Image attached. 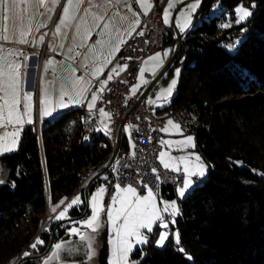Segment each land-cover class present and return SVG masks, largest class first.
Masks as SVG:
<instances>
[{"label":"trees","instance_id":"16d2710c","mask_svg":"<svg viewBox=\"0 0 264 264\" xmlns=\"http://www.w3.org/2000/svg\"><path fill=\"white\" fill-rule=\"evenodd\" d=\"M217 1L222 11L209 16ZM239 4L251 8V16L238 27H221ZM235 28L244 37L229 52L224 44ZM176 64L183 68L175 93L159 110L185 107L200 119L196 145L210 171L179 200L181 212L170 233L179 232L180 244L170 235L163 247L156 246V230L132 257L137 264H264V0H202L166 74ZM81 116L77 106L46 120L43 147L35 125H26L18 150L0 156L8 171L0 185V264L17 262L25 251L31 255L21 264H39L32 256L47 250L54 231L55 242L77 237L67 232L73 222L59 226L65 217L48 215V203L68 198L67 204L77 194L85 202V191H76L81 178L94 167L102 171L114 150L103 130L85 139ZM128 147L123 133L120 152ZM113 172L98 178L89 194L97 184L113 181ZM85 210L82 203L66 215L86 217ZM38 238L43 243L32 249Z\"/></svg>","mask_w":264,"mask_h":264},{"label":"snow or ice","instance_id":"6c2138e0","mask_svg":"<svg viewBox=\"0 0 264 264\" xmlns=\"http://www.w3.org/2000/svg\"><path fill=\"white\" fill-rule=\"evenodd\" d=\"M200 0H195L193 3L184 5V9L181 10L182 17H188L183 23L177 20V27L180 32L185 31V25H190V17L196 11ZM36 5V12L39 15H45L46 12L55 11V6L61 5V0H0V42H15L18 44H29L30 41L27 38L29 35L35 32H39L42 28L46 27V24H36L35 28L32 27L33 16L30 13L32 4ZM132 3L140 5L143 10V14L147 15L148 11L153 6L149 0H65L61 5L62 13L59 22L56 24L55 31L52 33L53 37L61 36L62 38H68L69 43L61 42L58 45L59 49H66L64 55L69 61H76L77 57H81V53L76 51L78 47H84L94 30L96 35L100 39L96 40L94 44L88 46V53L83 55L80 61V68L84 69L91 76H96L100 72V67L96 66V62L99 57L96 55L95 49L97 46H104L110 43V40L104 39L105 35L112 36L113 30L116 34H119L118 22H123L128 19L126 15H122L119 11H113L109 16L108 9L114 8L118 4H123L128 8L129 12H132L135 19L131 22V30L134 31L135 27L140 24L139 13L133 11ZM177 3L184 4V0H168V5L163 12V20L165 24H169L170 9H172ZM86 5V6H85ZM255 7V3L251 4V8ZM44 9L45 11H40ZM251 10L243 6H238L235 9V23L240 24L251 16ZM27 17L28 25L16 31L18 28V22H22ZM51 19V16L48 17ZM89 19L91 22H89ZM231 25L225 23L221 25L223 28H229ZM65 29H72L71 36ZM243 31V29H242ZM48 33H44L39 36L38 40L33 39L31 43L33 45L42 44L45 40V36ZM143 35V33H139ZM79 41V43H77ZM4 43H0V155L10 153L18 150V144L21 138V133L26 125L34 123L32 119V112L34 107L38 109L41 119L46 117H55L59 111L63 108H67L70 104L83 105L87 100V107L91 110L95 108V102L99 98L98 93L102 92L108 81L113 79V74H119V71H123L124 68L117 65L113 67L108 75L107 79L100 80L95 91H92L91 81L86 76H75L76 68L71 67V88L61 82L58 86L55 80H46L41 88L38 102L34 101V92L27 88V61L28 56L24 55L19 49H6ZM232 47V46H229ZM51 51L55 52L57 47H53L49 44ZM118 49V45L116 46ZM114 49V50H116ZM23 56V61L10 59L11 56ZM163 55L166 57L168 52L165 51ZM160 53H156L154 57H149L150 60H160ZM131 59V57H129ZM162 63V61H160ZM54 60L46 61L44 70L48 71L50 66L56 64ZM111 63L110 60L105 59L103 64L107 65ZM126 67V66H125ZM53 71H55L53 69ZM143 72V69L141 70ZM177 75L179 69H177ZM58 78V77H57ZM144 84L148 81L144 80ZM177 80L173 79L167 89H162L161 92L165 95L172 93L173 87L176 85ZM138 86L132 88L133 94L136 93ZM91 94L90 99H87L85 93ZM67 97V99H65ZM160 96H158V99ZM149 103L154 101L149 100ZM99 113L102 117L110 118L111 114L105 112L103 108H100ZM167 125L172 126L178 132L181 131L180 125L169 119ZM167 125L161 129V131L168 132ZM10 129V130H8ZM127 131V129H125ZM88 139V137H85ZM131 142V141H130ZM161 145H172L180 149L195 148V138L193 136H187L182 141H160ZM134 148L135 145L132 144ZM167 156V159L165 157ZM194 156V161L190 157ZM164 169L180 172V168L176 163H182L183 168V181L177 188L179 198H184L186 193L194 186L195 181L192 177L203 178L206 175V165L203 164L201 157L195 153H189L187 156L172 157L170 154L161 151L159 157ZM115 171V169H114ZM153 174H156V188H159L160 176L157 174V169L154 167L151 169ZM108 178L105 177V180ZM4 183L0 180V184ZM146 191V194L141 195L138 188L133 183L122 185L117 183L115 185V193L111 194V203L107 206V210L102 202V196L108 192V188L101 186L91 194V215L82 219L74 221V224L81 227H71L68 229L69 235L79 236L80 241L86 245L85 255L89 261L96 255V249L94 244L97 239L99 230L105 223L101 219V215L107 218V223L112 229L111 238L108 243L111 245V260L109 264H129V254L133 251L135 245L148 244L149 237L147 233H152L154 225L164 229L159 232L158 238L155 241L156 246L163 247L166 240L170 235L175 236V243L180 244L179 232L170 233L167 231L169 223L175 224V217L179 214V208L177 207V201H161L163 207H158L157 199L158 192L154 191L147 183L140 179L136 181ZM14 186V185H13ZM68 198L62 199L58 204L51 207L52 213H57L56 220H61L65 217L69 209L74 206L85 203L81 200L80 196H76L71 199L70 202L65 204ZM64 205L63 208L61 206ZM118 205V207H114ZM60 209L59 212L57 210ZM163 213H167L166 219ZM86 227L90 229V232H82L81 228ZM146 230V231H142ZM43 241L39 238L30 247L35 249L38 244H42ZM63 247V243H56L54 248L56 251L52 253L49 259H59V250ZM179 251L185 254L188 260H192L193 257L186 253L183 247L179 248ZM29 252L23 253L24 257H28ZM10 264H16L15 261H11ZM47 264V262H45ZM131 264H137V262H131Z\"/></svg>","mask_w":264,"mask_h":264},{"label":"built area","instance_id":"2783aa9c","mask_svg":"<svg viewBox=\"0 0 264 264\" xmlns=\"http://www.w3.org/2000/svg\"><path fill=\"white\" fill-rule=\"evenodd\" d=\"M167 2L168 0H152L153 6L147 15L138 11L141 21L140 27L128 38L120 51V57L126 64L125 70L118 75H113V79L108 81L96 108L88 110L85 105H80V108H83L81 118H88L90 121V130H87V137L90 133L96 131L98 110L100 108L111 114L108 134L111 135L114 145L117 142L121 125L123 124L124 132L126 127L128 128L129 147L119 154L113 165L115 179L118 183L122 185L133 183L140 194L144 195L146 191L136 183V181L143 179L154 191L158 192L157 199H164L173 194L179 203L177 188L182 184L184 176L181 171L175 172L164 169L160 159H158L162 149L160 141L164 136L161 129H163L167 119H173L181 125L185 133L195 134L194 120L199 119L190 110L186 115H179L178 110L167 107L163 113H159L157 108L146 99L138 103L144 89L137 95H130L131 87L138 78L144 60L162 48L170 35L176 39V36L172 33V28L163 21V8ZM141 32L143 35H139ZM26 50L39 52L41 62L52 55L45 48L26 47ZM102 79H107V73H104L100 78L92 79V90L98 86L99 81ZM41 124L43 123L37 119L35 124L37 130ZM132 144L135 145L134 148ZM154 167L160 176L159 188H156V174L151 171ZM99 172L101 171H98L96 167L92 168L91 171H87L83 175L81 189L76 191H89L88 183ZM104 176L105 174H101L99 177ZM192 179L195 182L203 181L202 178L198 179L197 177H192Z\"/></svg>","mask_w":264,"mask_h":264},{"label":"crops","instance_id":"0c3cea01","mask_svg":"<svg viewBox=\"0 0 264 264\" xmlns=\"http://www.w3.org/2000/svg\"><path fill=\"white\" fill-rule=\"evenodd\" d=\"M65 2V0H61V5ZM129 2H131V0H129ZM149 2L152 4V0H149ZM185 3V2H184ZM61 5H57L55 6V11L52 12H46L45 15H39L36 12V5L33 3L32 7L30 8V13L33 16L32 19V27L33 29L35 28L36 24H46L47 26L42 28L39 32H35L33 31V33L31 35H29L27 38L29 39L30 43L29 44H18L15 42H0V43H4V47L6 49H19L20 51H22L24 54H27L26 56L29 57L28 59V68H27V88L30 91L34 92V101L38 102V97L41 91V88L43 87L42 85V78H41V82H40V87L38 86V70L41 67H43L46 63V61L48 60H54L57 63L52 65L55 67V73L53 72V69L50 68L47 71V75L50 76L49 78H51L52 80H55L56 85L58 86L61 82H63L64 84L68 85V82L72 79V74H71V67H74L77 69L75 76H86L88 80L91 81V88H92V79L95 78H100L104 73H109V71L113 68L116 67L117 65H119L120 67H123L125 70V66L126 64L124 63V61L121 59L120 57V51L122 49V46L124 45V43L128 40V38L136 31L139 29L140 24L138 26L135 27V30L132 31L131 30V22L133 19H135V17H133L132 12L128 11V8L125 7L123 4H118L116 5L114 8H109L108 9V15L111 16L113 11H119L122 15H126L128 17L127 20L123 21V22H118L117 23V27L119 28V34L117 35L115 30H113V34L111 37H109L108 35H105L104 39L106 41L110 40V43L105 44L104 46H97L95 49L96 55L99 57L98 61L96 62V66L100 67V72H98L96 74V76H91L89 73H87L84 69L80 68V61L83 58V55L88 53V46L92 45L95 43L96 40L100 39V37L98 35H96V31L94 30L90 36V39L87 41V43L85 44L84 47H78L76 49V51H79L82 55L81 57H77L76 61H69L66 56L64 55V52L66 51V49H59L58 45L63 42L65 43V45H67L69 43V39L68 38H62L61 36H56L53 37L52 33L55 31V27L56 24L59 22L61 13H62V7ZM168 2L166 3V5L163 8V12L165 7H167ZM184 4H180L177 3L172 9H170V18L171 15L172 19L170 21L169 19V24H166L167 26H170L172 28V33L176 36V29L178 30V32L181 34L182 36V41L184 39V36L186 34V32L188 31V29L191 27L192 23H190V25L186 24L185 25V31L184 32H180L179 28L176 26L177 25V20L179 19L181 23H183V18L179 17L178 15H180V11L181 8ZM86 6V5H85ZM132 9L135 12L141 11L143 13V10L140 8L139 4L136 3H132ZM40 11H45L44 9H40ZM51 16V19L49 20L48 17ZM140 19V18H139ZM164 21V20H163ZM89 22L90 19H89ZM29 21L27 19V17H25V19L22 22H18V28H16V31H19L23 28H25L28 25ZM141 23V21H140ZM50 31V32H49ZM65 31L69 32V37L71 36L72 33V29H65ZM44 33H48L47 36H45V40L42 44L39 45H33L31 43V41L35 38L38 40L39 36L44 34ZM52 44L53 47H57V50L55 52L51 51L49 48V44ZM77 43H79V41H77ZM118 45V49H116V46ZM26 47H36L37 49H43L45 48L47 51L51 52L52 55L48 58L45 59L41 62V55L39 52H30L28 50H26ZM177 47V39H175L174 36H170L167 38L166 42L164 43L163 47L160 48L158 51H156L155 53L151 54L150 56H148L145 60L144 63L141 67V70L143 69V72L140 70V73L138 75V78L141 74H143V81L147 80L148 83L144 84L142 83L141 86L137 89L136 93L133 94L132 92V88L136 85L137 80L134 82V84L131 87V91H130V95L134 96L137 95L138 93H140L143 90V93L145 92V90L149 87V85L152 83V81L156 78V75L159 74L163 67L166 65V63L170 60V58L172 57V55L174 54L175 50ZM116 49V50H114ZM160 51H162V58L157 61V60H150L149 57L155 55L156 53H159ZM167 51L168 55L165 57L163 55V53ZM10 59H15V60H19L21 61L23 59V56H11L9 57ZM110 60L111 63L104 65L103 62L104 60ZM162 61V63L160 62ZM38 69V70H37ZM123 70V71H124ZM145 71V72H144ZM122 71H119V73H121ZM167 72V71H166ZM166 72L164 73L163 76L166 75ZM115 75V73L113 74ZM163 76L158 80V82L156 83V85L153 87V89L151 90V92H153L154 88L159 84L160 80L163 78ZM58 77V78H57ZM151 77V78H150ZM105 80V79H102ZM95 89H93L92 91H95ZM150 92V93H151ZM142 93V94H143ZM149 93V94H150ZM148 94V96H149ZM102 92L98 93L99 98L97 99V101L95 102V108L97 107V104L99 102V99L101 98ZM85 96L87 97V99H90L91 94L89 93H85ZM148 96L146 97V100L148 98ZM67 99V97L65 98ZM148 101V100H147ZM85 105L86 109L90 110L87 107V100L85 101V103L83 104ZM80 106V104H70L67 108H63L59 111L60 112H65L68 111L74 107ZM165 107V106H164ZM164 107H158V109H162ZM94 109V108H93ZM105 110V109H104ZM105 112H108L107 110H105ZM59 113L54 117L56 118ZM109 113V112H108ZM53 117H46L42 120L46 121V120H51L54 119ZM32 119L34 120V123L36 122L37 119H41L40 115H39V111L37 108L34 107L33 112H32ZM105 124L102 123V116L100 115L99 111H98V119H97V128L96 131H105L107 132L109 129V118L105 117ZM169 119L166 120L164 127L167 125V121ZM173 120V119H171ZM175 123H178L177 121L173 120ZM179 124V123H178ZM42 125V124H41ZM105 126V127H104ZM167 138V134H164L163 140H166ZM166 145H164L162 147V150H164ZM105 183V182H102ZM117 183H115L114 181H111L110 183H105L106 188H108V192L105 193L104 195H110L113 193V191L115 190V185ZM78 195V194H77ZM76 195V196H77ZM180 200V199H179ZM56 214V213H55ZM68 218L67 215H65V219Z\"/></svg>","mask_w":264,"mask_h":264},{"label":"rangeland","instance_id":"374dc122","mask_svg":"<svg viewBox=\"0 0 264 264\" xmlns=\"http://www.w3.org/2000/svg\"><path fill=\"white\" fill-rule=\"evenodd\" d=\"M184 5L185 4H188V3H193L195 2V0H184ZM201 3H202V0H200L199 4H198V7L196 8V11L191 15L190 17V23H192L196 16H197V13L199 11V8L201 6ZM184 5L182 6L181 10L184 9ZM238 6H243L245 8H249L247 7L246 5L244 4H239ZM237 6V7H238ZM236 7V8H237ZM235 8V9H236ZM235 9H234V13L232 14H228V17L222 22L221 25L225 24V23H229L231 26L229 28H232V27H238L240 24H236L235 23V19H236V16H235ZM251 10V8H249ZM222 11V5L220 4L219 1H217L209 16H213V15H216V14H219L220 12ZM252 12V10H251ZM172 16L173 14L171 15V18H170V21L172 19ZM179 17L183 18V21H185V19H188V17H182L181 16V11H180V15H178ZM249 17L246 18V20L248 19ZM245 20V21H246ZM244 22V21H243ZM242 22V23H243ZM234 33L235 35L227 42L224 44V46L226 47V49L229 51V52H235V50L237 49L238 45L240 44V42L242 41L243 37H244V31H241L237 28L234 29ZM183 42V41H182ZM229 46H232V47H229ZM161 54L160 56V59L162 58V51L159 52ZM24 55H27V54H24ZM155 55L151 56V57H154ZM23 61V59L21 60ZM154 61V60H152ZM27 64H28V61H27ZM167 64V63H166ZM52 69L55 70V67L54 66H51ZM164 68V67H163ZM182 68H183V64H176L173 66L172 70L170 72H168L164 78H162L159 82V84L154 88L153 92H151L147 98L148 102L149 100H152L154 101V103H151L153 105H155L157 108L158 107H164V106H167L168 104L171 103L172 101V98H173V95L175 93V88H176V85L178 84L179 82V79H180V75H181V71H182ZM177 69H179V74L177 75ZM38 70V69H37ZM55 73V71H53ZM145 72V71H144ZM158 75V74H157ZM156 75V77H157ZM50 76L47 75V71L44 70V66L39 68L38 70V86L40 85V82H41V78H42V85H44V82L46 80H52L51 78H49ZM173 79H176L177 80V83L176 85L173 87V90H172V93L170 95H167L166 98H165V95L166 94H163L161 92L162 89H167L169 84L171 83V81ZM143 83V74H141L136 82V85L135 86H138L137 89L141 86V84ZM69 88H71V80L68 82V85H67ZM40 87V86H39ZM158 96H160V98L158 99ZM66 98V97H65ZM146 99V98H145ZM62 112L59 113V115L61 114ZM58 115V116H59ZM43 125L40 126V131L37 130L38 132V137L40 139V142H41V145L43 147V136H42V129L43 127L46 125L45 124V121L42 120V119H39ZM200 120V119H199ZM105 117H102V123L105 124ZM37 122V120H36ZM35 122V124H36ZM34 124V125H35ZM82 125V124H81ZM180 125V124H179ZM105 127V126H104ZM169 131L168 132H164V134H167V138L165 141H182L185 137L187 136H193L195 138V148H184V149H180L178 147L175 146V144H172V145H166L165 148H164V152L167 153V154H170L172 157H180V156H187L189 153H195V154H198L200 157H201V160L203 162L204 165H206V175L204 177H206L210 171V166L209 164L207 163L206 160H204L203 156L201 155L200 151L197 150V145H196V137H195V134L193 133H185L180 125V128H181V131H177L176 129H174L172 126L170 125H167ZM97 128V127H96ZM127 131H128V128L126 127ZM10 130V129H8ZM127 131H125L126 135H127ZM23 132V131H22ZM22 135V133H21ZM21 140V138H20ZM113 142V141H112ZM19 144H20V141H19ZM19 144H18V147H19ZM114 144V143H113ZM116 144L114 145V148H115ZM163 147V146H162ZM114 151V150H113ZM120 150L118 152V155L116 157V159L118 158L119 154H120ZM113 154V153H112ZM1 156V155H0ZM112 157V156H111ZM165 159H167V156L165 157ZM190 159H192L194 161V156L190 157ZM116 161V160H115ZM181 170V172H183V168H184V165L182 163H179V161L176 162ZM7 169L4 168L1 164H0V180H3L4 182L6 181V176H7ZM203 177V178H204ZM202 178V180H203ZM92 179V184L88 183L89 185V188L91 189V187L94 185V181H96V179H93V177L91 178ZM90 182V181H89ZM3 184V183H2ZM197 183L194 184V186L186 193L185 197L187 196V194L196 186ZM200 184V183H199ZM1 185V184H0ZM83 185V183L81 184ZM91 186V187H90ZM101 186H105V183H100V184H97L94 188V190L92 191V193H94L97 188L101 187ZM86 190V188H85ZM90 191V190H89ZM91 193V194H92ZM115 193V190L113 191L112 194ZM91 194L88 195V198L85 197V203H86V210H90V213L86 216H90L91 215V207H90V204H91ZM146 194V193H145ZM178 194V193H177ZM77 196H80L81 200H82V195L81 194H78ZM173 196V194L171 195ZM170 196V197H171ZM76 197V196H75ZM184 197V198H185ZM184 198H179L181 200H183ZM102 202H103V205L105 207V210H107V206L111 203V197L110 195H103L102 196ZM157 199V197H156ZM172 200H176L175 197L173 196V198H169V197H165L164 199H157V204H158V207H163V204L160 203L161 201H172ZM83 201V200H82ZM54 205L52 204L51 201H49L48 203V215H50L51 213V207H53ZM63 206V205H62ZM114 207H118V205H114ZM177 207L179 208V214L181 212L180 210V204L177 202ZM62 208V207H61ZM60 210V209H58ZM178 214V215H179ZM163 215H165L166 219L168 217V214L167 213H163ZM177 215V216H178ZM55 216V215H53ZM85 215L83 216H80V218L78 220H82L86 217H84ZM176 216V217H177ZM84 217V218H83ZM176 217H175V220H176ZM68 219V218H66ZM101 219L105 221V223L103 224V227L99 230V233L97 235V239H96V242L94 244V247L96 249V255L92 258L91 261H89L85 255V252H86V245L83 244L80 239H79V236L77 237H72L68 240H60V241H57L55 242L54 241V244L52 246V248L48 251V253L42 257H40V263L39 264H45V262H47V264H100L99 261H98V255H99V250L102 246V233L104 231L105 228H107V231H108V241L109 239L111 238V234H112V229L111 227L109 226V224L106 222L107 221V218L105 216H103V214L101 215ZM65 220V219H64ZM76 221V220H75ZM74 222V221H72ZM173 224L169 223V232H171V226ZM71 227H81L80 225H77V224H71L68 228H67V232H68V229L71 228ZM154 227V230L152 233H147L149 239H150V236L155 233V231L157 230V234H156V238H155V241L156 239L158 238V234L160 231L164 230V229H161L160 227H157L156 225L153 226ZM81 231L82 232H90V229L86 228V227H82L81 228ZM142 231H146V230H142ZM167 241V240H166ZM56 243H63V247L59 250V256L60 258L59 259H49V257L52 255V253L54 251H56V249L54 248V245ZM166 243V242H165ZM146 244H141V245H135L134 246V249L133 251L129 254V264H131V262H137L136 259H134L132 257V253L139 247H143L145 246ZM108 246H109V249H108V264H109V261L111 260V245L108 243ZM49 247V246H48ZM48 249V248H47ZM47 251V250H46ZM45 251V252H46ZM44 254V253H43ZM31 255V254H30ZM42 255V254H41ZM36 256V255H35ZM24 258V257H23ZM22 258H20L16 263L18 264V262L21 260ZM39 259V258H38ZM21 264V263H20Z\"/></svg>","mask_w":264,"mask_h":264},{"label":"water","instance_id":"95a60500","mask_svg":"<svg viewBox=\"0 0 264 264\" xmlns=\"http://www.w3.org/2000/svg\"><path fill=\"white\" fill-rule=\"evenodd\" d=\"M176 37H177V47H176V50L174 52V54L172 55V57L170 58V60L167 62V64L164 66V68L162 69V71L157 75V77L152 81V83L149 85V87L145 90V92L141 95L138 103L140 101H142L143 99H145L148 94L151 92V90L153 89V87L156 85V83L158 82V80L164 75V73L169 69V67L173 64V62L176 60V58L178 57L179 55V52L181 50V47H182V36L181 34L178 32V30L176 29ZM137 103V104H138ZM122 131H123V124L121 125V128L119 130V133H118V139H117V144L114 148V151H113V154H112V157L110 158L107 166L101 171L98 173V175H96L95 177H93V179H97L101 174H105V172H107L111 167L112 165L114 164L115 160H116V157L118 155V152L120 150V146H121V139H122ZM92 182V181H91ZM90 182V184H92ZM88 195H89V191L87 190L85 192V197L88 198ZM80 218V217H79ZM79 218H69V219H65V220H62L60 223H59V226L66 223V222H72V221H75ZM54 241H55V231L53 233V236H52V240L50 242V245L47 249L46 252H44V254L42 255H39V256H32V258H40L44 255H46L48 253V251L52 248L53 244H54ZM108 249H109V246H108V231H107V228L104 229L103 233H102V246L99 250V255H98V261L100 264H108ZM28 258L30 257H24L22 258L18 264H20L21 262L27 260Z\"/></svg>","mask_w":264,"mask_h":264},{"label":"bare ground","instance_id":"6f19581e","mask_svg":"<svg viewBox=\"0 0 264 264\" xmlns=\"http://www.w3.org/2000/svg\"><path fill=\"white\" fill-rule=\"evenodd\" d=\"M176 39H177V37H176ZM183 43V42H182ZM155 106V105H154ZM156 107V106H155ZM157 108V107H156ZM173 108H175V110H178V114L179 115H186L187 113H189V110L187 109V108H185V107H173ZM157 110H158V112L159 113H163L164 112V110L165 109H163V110H159L158 108H157ZM81 121H82V125H83V127H84V132H85V135L87 136V130H90V121L88 120V118H82L81 119ZM166 122V121H165ZM199 121L198 120H194V131H195V129L199 126ZM164 125H165V123H164ZM164 125H163V128H164ZM38 131H40V125H39V127H38ZM107 133H109V129H108V131H107ZM123 133L124 134H126L124 131H122V137H123ZM92 133H90L88 136H90ZM110 137H111V135L110 134H108ZM164 137V136H163ZM118 139V138H117ZM163 140V139H162ZM121 142H122V139H121ZM116 144H117V142H116ZM120 148H121V146H120ZM162 150V149H161ZM161 152V151H160ZM115 163V162H114ZM108 164V163H107ZM114 165V164H113ZM113 165H112V167L109 169V170H111L112 168H113ZM107 166V165H106ZM105 166V167H106ZM108 170V171H109ZM91 171V170H90ZM107 171V172H108ZM107 172H105V174L107 173ZM112 177H113V181L115 182V183H118L117 181H116V179H115V172H113V175H112ZM98 178H101V177H98ZM97 178V179H98ZM96 179V180H97ZM96 182V181H95ZM83 183V177L81 178V180H80V182H79V187L81 188V184ZM195 183H197V184H199V183H201V181H196ZM88 211V210H87ZM87 211H85V213L87 212ZM69 219V218H68Z\"/></svg>","mask_w":264,"mask_h":264}]
</instances>
